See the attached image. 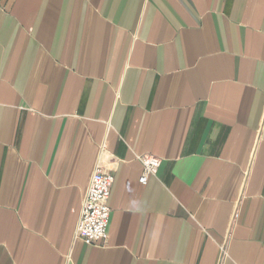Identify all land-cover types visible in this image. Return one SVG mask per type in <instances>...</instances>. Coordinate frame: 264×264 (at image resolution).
Listing matches in <instances>:
<instances>
[{"label": "crops", "instance_id": "crops-1", "mask_svg": "<svg viewBox=\"0 0 264 264\" xmlns=\"http://www.w3.org/2000/svg\"><path fill=\"white\" fill-rule=\"evenodd\" d=\"M0 264H264V0H0Z\"/></svg>", "mask_w": 264, "mask_h": 264}, {"label": "built area", "instance_id": "built-area-1", "mask_svg": "<svg viewBox=\"0 0 264 264\" xmlns=\"http://www.w3.org/2000/svg\"><path fill=\"white\" fill-rule=\"evenodd\" d=\"M139 158L143 164L140 183L146 184L150 176L156 173L162 159L153 154H143ZM114 181L115 175L106 172L99 164L92 172L75 233L77 238L88 245L106 243L108 240L111 222L109 200Z\"/></svg>", "mask_w": 264, "mask_h": 264}]
</instances>
